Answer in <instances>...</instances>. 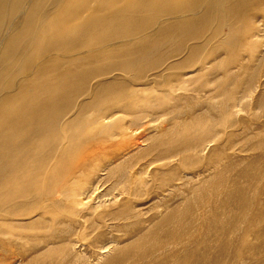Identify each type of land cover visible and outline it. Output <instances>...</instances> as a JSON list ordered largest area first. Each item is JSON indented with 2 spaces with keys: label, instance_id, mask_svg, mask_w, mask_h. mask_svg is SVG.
Wrapping results in <instances>:
<instances>
[{
  "label": "bare ground",
  "instance_id": "bare-ground-1",
  "mask_svg": "<svg viewBox=\"0 0 264 264\" xmlns=\"http://www.w3.org/2000/svg\"><path fill=\"white\" fill-rule=\"evenodd\" d=\"M33 9H42V11L36 13ZM257 22H262L261 25L264 27V2L258 5L257 0H185L182 2L176 0H24L23 2L1 0L0 85L5 83L3 91L0 92V234L9 233L6 227L13 224L7 218L9 214L27 215V217L33 214L44 221V231H50L51 236L54 235V240L64 238L59 245L60 250H71L62 257L54 258V264H95L103 259L101 254L112 250L114 254L103 264H185V254H187L185 244L189 238L191 239L185 223L196 216L202 218L209 215L212 206L219 202L222 196L237 201L238 207L248 208L246 212L252 209L250 212L251 214L254 212L253 215L256 217L264 216L261 210L255 209L256 206L264 207V154H260L258 161L260 165L256 169L248 171V167L244 171L243 168L240 177H233L232 182L225 177H228V172L237 162L229 163V160L219 175L223 176L222 183L207 187L202 194L203 197L197 202L199 205L197 204V207L192 208L190 212H186L187 214L182 210L180 202L172 205L168 212H160L159 208L162 204H170V201L166 203L165 200V202L161 201L162 199L167 195L176 198L184 191L178 186H173L167 195L163 194L161 192L165 191V188L162 182L157 193L146 191L150 180L145 179V176L152 177V173H148L151 164H158L157 167L161 168L179 157L189 158L188 155L191 152L198 153L205 149L206 139L202 140V136L192 131L185 130L182 138H179L180 134L178 137L180 142L176 144L170 143L171 141L166 143L167 138L164 142L165 146L163 142L154 144L152 149L157 147L155 149L158 153L154 152L151 159L142 163L127 158L126 153L115 159H107L105 175L100 180L108 185L105 191L101 190L102 193L95 198H93L94 192L100 185L93 187L95 183L87 172L93 166L92 158L96 157V148L93 145L102 140L105 141L103 136L114 139L126 134L125 130L113 129L128 124L124 121L126 118L121 120L123 115L120 113V108L125 110L128 108L130 114L135 115L138 107H141L139 106L142 95L140 91L149 89L146 86L153 82L155 77L160 76L162 80L164 76L174 75L175 79L177 73L181 72L182 74L190 73L191 77L190 74L188 76L191 79L192 72H189L188 68H192L193 71L198 68L201 70L205 65L203 63L201 67L202 60L210 61L215 56L216 61L218 52L224 49L236 54L237 51L240 52L237 49L249 48V40L257 37L263 30L257 27ZM255 23H257L256 26ZM75 27L80 28L81 36L74 34ZM260 35L264 36V33ZM261 43H264L263 40ZM166 47L168 51H164ZM226 52L224 56L229 54ZM9 53L13 54L9 55ZM30 53L32 58L25 64L11 63V61L27 57ZM231 59L224 64L223 70L220 68L224 76H228L231 72L232 68L229 64L235 61ZM235 59H237L236 55ZM150 61L151 64L152 61L155 63L149 69L147 67ZM213 63L211 64L214 65ZM259 67L258 75H264V66ZM180 69L182 70L180 72L173 71ZM202 70L199 72L201 73ZM43 74L45 78L56 79V83L44 86L41 83ZM237 74L234 75L237 76ZM151 75L154 78L150 77ZM250 76L251 79L243 84V87L240 85L242 88H239V85L231 86L230 81L229 84L225 83L226 78L225 84L219 88L231 86L233 90L231 94L235 95V101L240 104L255 91L253 85L257 79ZM205 77L208 78V76ZM156 81L159 82V80ZM161 82L163 81H160V84ZM154 85L152 86L155 87ZM254 86L257 87V85ZM226 92L229 93V91ZM228 105L227 108H229ZM231 108L233 107L230 106L228 110H233ZM252 108L253 110L261 109L262 113L259 116L256 114L251 116L255 119L251 123L256 130L249 129L247 137L261 143L264 141V135L261 134L264 130V123L261 122L264 119V99H259ZM199 115L201 116L202 113ZM210 116L215 117L212 114ZM213 119L215 121L216 118ZM217 120H219L218 117ZM258 120H261L260 124ZM239 124L236 126L238 127ZM188 125L191 124L186 126ZM233 126V123H228L222 130L208 132L207 141L215 140L219 135L221 137L222 133L224 137L227 129ZM129 127L127 125L125 128ZM176 140L177 138L175 142ZM162 148L170 151V154L160 153ZM229 150L234 148L226 147L221 153ZM176 156L178 157L173 159ZM219 164L220 161L206 170L211 172ZM256 188L259 193L254 195ZM144 194L147 197V201L143 202L144 205L154 204L156 200L163 203L159 202L152 208H140V210L135 206L137 210L136 208L133 211L129 210L134 198ZM99 197L101 199L95 203L94 199ZM153 208L157 209L153 210L152 214ZM33 222L36 225V221L33 220ZM224 222L221 221L222 225ZM228 222L226 223L229 224ZM233 223H236L234 219ZM150 224L151 226L147 227ZM130 226L137 227V230L134 229L136 231L139 230L137 234L134 233L138 240L136 245H129L133 242H128V245L125 243L126 245L121 244L122 246L117 247L118 239L112 232H118V234L123 232L128 235L132 233L128 232ZM228 227H231L230 224ZM234 227L224 228L225 231L218 230L222 231L221 235L228 237L224 240L222 237L223 241L220 239L221 246L227 242L232 244L234 242L232 238L240 234V231L235 230ZM198 229L199 227H196V230ZM242 230L244 229L241 228ZM105 235H109L107 238L111 239V242L102 244L101 241L106 240ZM214 236L210 239L206 250H202L199 256L195 257L197 259H194L196 254L189 255L196 260L195 264L214 263V257L218 254V248L216 252L214 251L215 254H212V248L218 243ZM22 237L19 236V239ZM239 240L234 243L239 244ZM206 243L208 242L203 244ZM216 247H219V252H227L223 251L222 247L220 249L219 245ZM188 250L193 253L192 248ZM256 251L260 253H257L260 256L254 264H264V243L258 244ZM220 259L223 260L222 257ZM236 260L235 264L246 262V259L241 256ZM190 261L193 262L192 258ZM219 262L216 261L217 264Z\"/></svg>",
  "mask_w": 264,
  "mask_h": 264
},
{
  "label": "rangeland",
  "instance_id": "rangeland-1",
  "mask_svg": "<svg viewBox=\"0 0 264 264\" xmlns=\"http://www.w3.org/2000/svg\"><path fill=\"white\" fill-rule=\"evenodd\" d=\"M23 1L24 0H21V2H23ZM176 1L182 2L185 0H176ZM263 2H264V0H257L258 5H261ZM35 10L33 9V12H35ZM41 11H42V9L36 10V13H40ZM251 23H254V21H251ZM257 23H255V26L257 25ZM261 23L262 22L258 23L257 27L260 29H263L259 32L260 34H263L264 33L263 32L264 27L261 25ZM73 29H75L74 34H76V35L79 34V36H81L79 27H75ZM259 35L257 37L251 38V40H249V44H250L249 48H247L245 50L244 49H237V50H240V52L237 51L236 54H234L230 50L227 51L225 49H224L225 51L222 50V51L218 52V55L216 54L218 61L216 60L217 61L216 62L214 60L215 56L213 58L211 57L212 59L210 60L211 63H213L212 61L215 62V63H213L214 65H212L208 59L207 60L209 63L206 62L207 61L206 59L202 60L200 62L201 67H202V64L204 63L205 65L203 68H205V69L202 68L203 70L201 69L202 70L201 73L199 72V71H201L199 68L196 69V71L198 70L197 72L200 75H197L198 73L195 70L194 71L191 70L192 68L187 67L189 72H192V78L191 79L189 78V76L191 77V74L190 73H183V74H186V76L185 75L183 76V74L180 72V71H182L181 69L180 70H173L175 72H180V73H177V75L175 76V79H174V75L173 76H164L162 78V80L160 79L161 78L160 76H157V77H155V79H153L154 77H153V75H151L150 77H153L152 78L153 82L150 83L151 85L148 84V86H146L150 90L146 88L144 91H140V93L142 92L141 94L143 96L141 95V98H140L141 101L139 102L140 103L139 106L141 105V107H138L137 113H135V115H133V114L131 115L128 108H127V110H125V108L123 109L122 107L120 108L121 109L120 113H121V115H123L121 117V120L126 118V119H124V121L125 122L127 121V123H128L127 125L130 127L128 129H126L127 128V125H126L124 127H115L113 129H115L116 131L125 130L126 134L122 135V136H117L114 139H109L108 137L103 136V137H105V141L102 140L100 143H96L93 145V147L96 148V153H95L96 157L92 158L93 159V166L90 167V169L87 170V172H88V176L93 178V181L95 183V184H93V187L100 185L99 188L94 192L93 198H95V196L100 195L102 192H104L105 188L108 185V183H102L103 180H100V178L101 177L103 178L105 175L104 168L106 167L107 159H109V160L115 159V158H118L120 156H123V154L126 153L127 158L129 157L130 159L134 160L135 162L136 161H138L139 163L145 162V161L151 159L152 155L155 154L154 153V152H156L155 148H157V147H153V149H152V146H154V144L159 143V142H163V144H164L166 138H167L166 143L171 141L170 143L173 142V144H176V143L180 142V139H178L179 135L181 134L179 138H182L185 130L189 131V132L190 131L195 132V133H197V135L202 136V140L206 139V141H207L208 134L212 133L214 130H222L224 128V125L227 126L228 123H231V124L233 123V125L235 126V127L233 126L231 128L229 127L227 129L226 133L228 134V136L226 134L223 137V135H222L223 133H222L221 134L222 138L219 135L218 136L219 138L217 137V139H215V140H211V141H207V142L205 141L206 147L201 152H198V153L191 152V154L188 155L189 158L188 157H186V158L181 157L183 161L182 160L179 161V159H181L180 157H179V159H176L178 157V156H176L173 158V159H176L175 161H172L170 164H166L161 168L157 167L158 164H151L149 169H148V171H149L148 173H152V177H148V176L143 175L146 177L145 179H148V181L149 180L151 181V182L150 181L148 182L147 187H146V191H152L153 193H155V192L157 193L160 189L159 185H161L160 183L162 182L164 184L165 191H163L161 193H163V194L166 193V195H167V193L169 192L170 189L173 188V186H178L180 189H183L184 193L182 192V194L176 198L171 197V195H169V196L167 195L164 199L161 200L163 202L166 201V203H168L170 201L169 205L168 204H166V205L162 204L163 202L161 203L160 200L159 201L156 200V202L154 204L152 203V204L148 205V203H147L144 205L143 202L147 201V197L144 194L141 197L134 198V200H133L134 203L131 202L132 205L130 204L129 210L133 211L134 208H136V207L138 208V210H140V208L141 209L142 208L143 209L152 208L156 204H159V202H160L163 206V207L161 206L159 208L160 212L161 211L168 212L169 210H171L172 205H175V204L180 202L179 204L181 205V208H183L182 210H184L185 213L188 211L190 212V210H192V208L195 209L197 207V204L199 205V203H197V202H199L200 199L203 197L202 194L205 193V189H207V187H209L211 185H216L217 183H222L221 179L223 176L221 177L219 175L224 169L223 166H225L229 160H230L229 163L230 162H234V163L237 162V164H235V166L233 167L234 169L229 168L230 171L228 172V177H225L228 180L231 179V182L233 180V177H236V178L240 177V175L243 173V168H244V171L248 167H249L247 169L248 171H251V169L252 170L256 169V167L258 165H260V164H258L259 163L258 161L261 157L260 154H264V145H263L264 141H261V143L257 142L253 138H248L247 134L250 132V131L248 132L249 129H251V131L256 130V128L254 129L253 123H251V122H254L255 119H252L251 116H254L255 114H256V116L257 115L259 116L260 113H262L261 109L253 110L252 107L255 106V104L259 101V99H261V100L264 99V97H263V95H264V84H263L264 83V75L261 74V76H263V77H261L257 73V71L259 70L258 67L260 65L262 67L264 66V64H263L264 43H261L262 40L264 42V36H262V35L259 36ZM261 37H262V39H261ZM259 39L261 42L259 41ZM256 40L258 42H256ZM229 49H231V47H229ZM16 51H17V49H16ZM16 51H13V52L16 53ZM164 51H168L167 47L164 48ZM241 51H243V52H241ZM225 52L229 53V54H225V56H224ZM12 54L13 53H9V55H12ZM233 54H234V56H233ZM237 54H239V56L243 57V58L239 59L238 58L239 56ZM231 55L234 57V59H233V57H231ZM235 55L237 56V59H235ZM223 56H224V58H223ZM220 57H222L224 60L223 59L220 60L219 59ZM10 58L12 59V57H10ZM31 58H32V53H30L27 57H25L23 59L11 61V63L13 65L25 64L26 62L31 60ZM228 59L229 60L231 59V61H233V60H235V61H233V63L229 62L230 63L229 67L232 69H231L230 74L228 73V76L225 75L226 76L225 77L224 73L221 74V72H222L221 69L223 70V68L225 66L224 64L228 61ZM260 59H261V61H260ZM154 63L155 62L152 61V64H151V61H150V63L148 64L149 67H147V68L150 69V67H152ZM236 65L237 66L239 65L238 68ZM214 67H215V69H214ZM236 68H237V70H236ZM218 70H220V71H218ZM232 70L233 71L236 70V71L233 72ZM263 70H264V68H263ZM148 71L150 72L152 70H148ZM245 71H246V74H245ZM149 72H147V73H149ZM237 72L238 73L240 72L239 73L240 75L237 74ZM233 73L237 74V76H239V77L235 76ZM180 74H181V76H180ZM195 74L198 76V79H197V76ZM210 74H211V76H209ZM229 75H230V78H229ZM250 75H252V77H254V78L256 77L257 81L254 85H257V87L253 85V88L255 87L254 88L255 91L253 90L254 92L250 93L249 98H247L246 101L240 103L241 104L240 105L239 102L235 101V95L231 94L233 91V90H231L232 89L231 86H232V84L233 85H239L238 87L242 88L243 84H246V82H248L251 79ZM179 76L181 77V79H178V78H180ZM205 76H208V78H206ZM166 77H168V79H166ZM203 77H204V79H203ZM223 77H224V80H223ZM233 77H235V79ZM225 78L227 79L226 81H225ZM207 79L208 80L212 79V80H209L210 84H209ZM233 79L235 80V83H234ZM155 80H159V82L158 81L155 82ZM190 80L191 81L193 80L192 81L193 83L195 81V84L190 82ZM259 80H260V82H259ZM160 81H163V82H161V84H160ZM183 81H185V82H183ZM224 81H225V83L228 82V84L230 81L231 86L229 85L230 86L229 88L228 87L225 88V86H223L224 88H222V87L219 88L220 86L225 84ZM232 81H233V83H231ZM205 82L208 85L205 84ZM261 82H262V84H261ZM41 83H43L44 86H51V85L56 83V79H53L51 77L45 78V74H43V78H42ZM154 83L156 85H154ZM162 83H164V84H162ZM184 83H186V84H184ZM191 83H192V85H191ZM3 84L0 85V92L3 91V87H4ZM189 84H190V86H188ZM152 85H154L155 87H153ZM199 85H202L203 87L199 86ZM240 85L242 87H240ZM196 86H198V87H196ZM214 88H216V89H214ZM196 89H198V90H196ZM213 89H214V91H211ZM220 89H224V90H220ZM197 91H199V92H197ZM222 91H224L225 93ZM226 91H229L230 96H228L229 93ZM261 94H263V95H261ZM212 95H214V96H212ZM259 96H261V98H259ZM224 98H225V100H223ZM228 100H230V101H228ZM218 101H219V103H218ZM230 102H231V104H230ZM143 104H145V105H143ZM227 104H229L228 105L229 108H230V106L233 107V108H231L233 110H228L229 108L226 107ZM205 111H206V114L204 115ZM216 111H217V113H216ZM210 112L213 116H215L216 114L217 115L215 117H211ZM219 112L220 113L222 112V113L220 114ZM201 113H202V115L200 116L199 114H201ZM199 116L202 118H200ZM217 117L219 118V120H217ZM213 118H216L215 121ZM238 120H239V122H238ZM251 120H253V121H251ZM132 121H135V122H132ZM260 121L258 120L259 124H260ZM261 122L264 123V119ZM193 123H194V125H193ZM238 123H240V124L237 127L236 125ZM187 124H191V125L186 126ZM241 125H243V127ZM191 126L193 129L191 128ZM251 126H252V128H251ZM255 127H256V125H255ZM180 128H184V129H180ZM187 129H190V130H187ZM181 130H182V132H181ZM193 130H195V131H193ZM263 133H264V130H263V132H261V134L264 135ZM231 136H233V137H231ZM100 137H102V135ZM176 138H177V140L175 142ZM171 139H174V140L172 141ZM258 143H259V145H257ZM163 146H165V144ZM225 146L226 147L230 146V148H232V149L234 148V150H229V151H226L225 153H221V151L224 150V148H226ZM165 148H162V149L164 150ZM150 149H152V150L149 151ZM162 149H160V150H162ZM163 150L160 151V153H162L163 155L170 154V151H167L166 149L164 151ZM157 153L158 152H156V154ZM126 156H124V157H126ZM97 158H100V159H97ZM219 161H220V164L217 165V167L215 169L211 170V172L206 170L209 166H212L213 164H217ZM179 162H181V164H179ZM245 163H246V165H245ZM236 165H238V167H236ZM174 176H176V177H174ZM204 180H206V181H204ZM152 181H153V183H152ZM204 184H205V186H204ZM197 185H198V187H197ZM199 185L201 188L203 185V188H202L203 190L200 189ZM191 186L192 187L194 186V187L192 188ZM167 188H168V190H167ZM257 189L258 188L254 189V191L256 190L254 195H257L259 193V191ZM101 190H102V192H101ZM197 190H198V193H197ZM195 193H197V194H195ZM223 193H224V191H223ZM195 195L197 197L198 196L199 197L197 198ZM99 199H101V198L99 197V198L94 199L95 203ZM231 201H234V199H232V198L226 199V198H224V196H222V198L219 199V202H216L217 205L215 203V205L212 206V208L210 207L211 208V212H210L211 216H210V214L206 215L207 218L205 216H202V218L200 216H196L195 218L190 220L191 222L188 221L187 223H185L186 230L188 229L189 231L188 230L187 231L190 234L192 233V235H190L188 233V235H189V237H191V239L189 238L185 244V247L187 248V249L185 248V252L187 254H185V253L184 254L188 258L189 257L192 258V260L194 262L193 263L192 261H190V258L186 259V257H185V262H186L185 264H191V263L195 264L196 260H194V259H197L195 257H198L199 256L198 254L201 253L202 250H206L205 248L209 245L210 239H212L214 234H215L214 237L218 241L217 244L220 246V249L222 247L223 251H227L225 253L222 251L219 252V247H216L218 245L215 244L216 246L214 245V247H213L214 250L212 248V252H213L212 254L214 255L217 250H218L217 251L218 254L216 257H214V260H213L214 263H216V261L218 263L220 260L221 262H219V264H222V262L224 264L226 259H227V256H229L226 264L229 262H231L229 264H235L237 261L236 259H238L241 256V257L246 259V262H244L243 264H254V261L260 256V255H258L260 253L256 251V247L258 244L264 243V229H261L262 227L264 228V226H263L264 221L262 222V220H264V218H263L264 216L256 217L255 215H253L254 212H252V214H251L250 211L252 209H249L247 211L249 213H247L246 210L248 208H244L241 206L238 207L239 203H237V201H234V202H231ZM93 203H94V201H93ZM232 205L234 206V208ZM13 206H14V204H13ZM230 206H231V208H230ZM240 207H241V209H239ZM261 207H263V206H261ZM261 207L256 206L255 209H257L259 211L261 210L262 214H264V211H263L264 207L263 208H261ZM137 208H136V210H137ZM242 208H243V210H242ZM156 209L157 208H153L151 210V213L153 214V210L156 211ZM212 209H214V210H212ZM212 211H214V212H212ZM240 211H243V212L241 213ZM244 212H246L247 215ZM231 213H234V214H231ZM228 214H229V216H228ZM252 216H253V218H251ZM37 217H38V215H33V214L28 215V217H27V215L26 216H13L11 214L8 215L7 218H9L10 222H12L13 224L8 225V223H6V225H8L6 227V230L7 231L9 230V233L6 235L0 234V264H54V258L62 257L65 254H67L68 251H71L69 249L68 250L67 249L66 250H60L59 245L61 244L62 241H64V238H56L54 240V235L52 234L53 235V237H52L50 231H44L45 230V229H43L44 228L43 225H45L44 221H41ZM237 217H238V219H237ZM220 218H223V219H220ZM230 218H232V219H230ZM258 218H259V220L261 218L259 223H258V221H259ZM224 219H226V221ZM229 219H230V221L228 222ZM233 219L236 223H233ZM33 220L36 221V225L33 222ZM249 220L250 221L252 220V221L250 222ZM253 220L255 221V223ZM207 221H209V222H207ZM221 221L222 222L225 221L223 223V225H222ZM226 222H228L231 227H234V225H235L234 229L237 231H240V234L238 233V234H236V236L234 235L235 238L234 237L232 238V239H234V242L239 240V238L241 237V233H242V237L239 240V242H240L239 244L236 245V243H234V242L232 244L227 242L221 246L220 243L224 239H227L228 237L221 235L222 231H218V230L221 229V230L225 231V229L231 228V227H228L229 224H227ZM195 223H196V227H199L198 230H196ZM204 223H206L208 225L207 228H206L207 225L206 224L204 225ZM202 224L204 225V227ZM215 224H216V226H215ZM6 225H4V226H6ZM236 225L237 226L239 225V226L237 227ZM150 226H151V224L148 225L147 227H150ZM19 227H20V229H19ZM241 228H243L244 230L241 231ZM134 229L137 230V227H135V226L134 227L133 226L128 227V232H130V233L132 232L131 234H128V235L123 234V232H120V234H118V232L117 233L112 232V233H114L113 235H115L117 237L116 239H118L117 247L122 246L125 243L128 245L130 242H133V243H130L129 245H131V244H133L132 246L136 245L138 240H136L134 233L137 234V232L139 230L136 231ZM191 229H192V231H191ZM203 229H204V231H203ZM195 230H196V232H195ZM261 230L263 233L261 232ZM208 233H209V235H208ZM206 235L209 238L206 237ZM19 236H23V237L19 239ZM108 236L109 235H105L104 238H106V240L101 241L102 244H104V243L107 244V243L111 242V239L107 238ZM204 237H206V238L204 239ZM222 237H223V240H222ZM106 241H108V242H106ZM196 241H198V242H196ZM201 242H202V244H201ZM205 242H208V243H206L204 245L203 243H205ZM198 243L200 245H198ZM192 244L194 245L193 247L195 249L192 247ZM196 244H197V246H196ZM201 245L202 246L204 245V246L202 247ZM190 247L192 248L193 253H191V251L188 250V249L191 250ZM197 247H199L198 250H197ZM228 251H230L231 253ZM189 253H191V254H189ZM226 253H228V254H226ZM113 254H114L113 250L104 252L103 254H101V256L103 257V259H101L102 261L100 260V262L95 263V264H103L104 261L107 258L111 257ZM195 254H196V256H194ZM189 255L194 256V259H193V257H191ZM220 255H222V256H220ZM220 257H222L223 260H221ZM234 258H235V261H233Z\"/></svg>",
  "mask_w": 264,
  "mask_h": 264
}]
</instances>
